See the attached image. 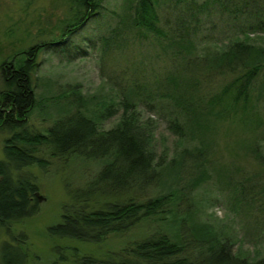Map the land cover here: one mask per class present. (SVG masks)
Instances as JSON below:
<instances>
[{
    "label": "rangeland",
    "instance_id": "obj_1",
    "mask_svg": "<svg viewBox=\"0 0 264 264\" xmlns=\"http://www.w3.org/2000/svg\"><path fill=\"white\" fill-rule=\"evenodd\" d=\"M95 1L101 15L76 29L70 27L73 33L68 35L64 30L73 22L69 0H0V100L6 69L18 66L32 48L40 47L30 80L36 107L28 126L33 130L45 132L67 116L73 95L81 98L76 106L82 112L96 116L102 113L100 102L119 104L130 83L154 80L155 85L172 75L178 88L182 80L188 82V76L196 77L200 92L186 95L178 89V98L194 96L200 100L196 107L211 114L201 121L186 120L182 137L171 127L176 118L171 103L160 105L155 100L160 106L145 102L138 107L141 121L150 125L159 165L151 188L136 197L143 202L173 195L174 201L164 214L99 244L54 238L48 230L60 224L65 209L73 205L70 194L87 189L106 160L74 154L53 158L44 148L40 156L49 166L25 170L39 186L40 211L14 224L10 233L27 236V264H77L83 257L115 259L132 244L160 234L185 245L184 256L190 259L205 257L213 263L215 256L202 257V249H208L211 242L206 241L215 238L228 241L239 262L264 264V70L249 98L240 99L233 117L220 113L228 101L213 105L214 111L211 106V97L234 79L233 73L215 65L217 59L235 42L253 48L251 63L259 58L257 51L264 49V0H151L159 19L156 27L165 33L162 36L130 29L129 16L138 0ZM123 19L128 20L127 29L119 28ZM186 20L189 24L182 25ZM173 29L188 34L181 40ZM106 39L112 41L106 44ZM1 110L6 109L0 106ZM121 115L122 109L104 117L102 130L114 128ZM7 137L0 133V161ZM195 180H200L197 185ZM129 197L133 196H96L89 204L94 211L106 210ZM9 240L10 235L0 230V252Z\"/></svg>",
    "mask_w": 264,
    "mask_h": 264
},
{
    "label": "trees",
    "instance_id": "obj_2",
    "mask_svg": "<svg viewBox=\"0 0 264 264\" xmlns=\"http://www.w3.org/2000/svg\"><path fill=\"white\" fill-rule=\"evenodd\" d=\"M69 2L72 5L73 22L64 30L68 35L73 33L72 29L81 27L85 21L102 13L101 6L95 0ZM133 10L134 13L129 16L133 20L132 24L123 19L119 22L120 29L121 27L127 29L128 23L130 29L141 28L156 32L160 36L165 35L162 29L156 27L159 19L151 0L136 1ZM188 24L186 20L182 25ZM119 30H114V33ZM173 33L181 40L188 34L177 29H173ZM110 41L112 39H106L105 42L108 44ZM39 49L41 48H32L25 61L21 60L18 66L4 70L5 89L1 94L0 106L6 110L5 113L0 111V133H7L8 137L4 141V159L0 161V230H5L10 235V240L2 246L0 264H27L29 261L27 236L10 233L14 224H19L40 211L37 196L39 186L25 170L30 166L40 168L49 166V161L40 156L44 148L48 149L49 156L53 158L74 154L87 159L106 160L102 172L87 189L70 194L73 205L65 209L62 222L48 230L49 235L54 238L99 244L110 235H124L143 220L164 214L174 201L173 195L151 198L143 202L136 197L139 191L151 188L159 165L156 163L157 151L148 127L150 125L141 121L138 107L145 102L154 103L153 108L163 105V102L171 103L173 106L170 108L174 110L172 115H176L171 127L182 137L186 135L187 125H183L186 120L190 121L191 117L192 120L201 121L203 117L208 119L211 114L210 111L203 113L196 107L200 100H194V96L178 98L177 91L180 89L186 95H191L192 92L194 94L195 91L200 92V84L195 80L196 77L188 76V82L182 80L178 88L172 75L168 80L165 78L166 81L162 83H159V80L158 89H155L157 83L155 85L152 83L154 80L144 84L130 83L131 88L121 94L119 104L100 102L102 113L100 111L96 116H87L82 112L77 107L81 98H75L73 95L69 102L70 110L65 113L67 116L55 121L45 132L33 130L28 126L29 116L36 107L30 80L31 74L37 69L34 58ZM252 50L248 44L235 42L232 48L215 62L218 68L223 71L226 68L234 75L230 84L221 88L218 95L211 97L212 108L213 105L228 101L226 107L220 110L221 114L226 113L228 117H233L234 109L239 105L241 98L242 100L249 98L256 78L264 70V49L257 51L259 58L251 63ZM169 80L172 83L168 84ZM155 100L162 103L158 105ZM168 108L166 106L167 110ZM120 109L122 115L117 125L110 130H102L101 122L104 117H112ZM214 110L213 108L212 111ZM216 114H219V110ZM186 160V155L182 156L180 169ZM199 181L195 180L194 183L197 185ZM112 195L133 197L112 204L106 210L91 209L89 202L96 199V196L102 198ZM206 242L211 244L208 249L206 247L202 249V257L212 253L215 256L213 263L205 260V257L200 259L185 257V245L172 241L166 234H160L132 244L115 259L83 257L77 264H246L239 262V258L233 255L228 241L213 238Z\"/></svg>",
    "mask_w": 264,
    "mask_h": 264
},
{
    "label": "water",
    "instance_id": "obj_3",
    "mask_svg": "<svg viewBox=\"0 0 264 264\" xmlns=\"http://www.w3.org/2000/svg\"><path fill=\"white\" fill-rule=\"evenodd\" d=\"M37 196H39V193H37Z\"/></svg>",
    "mask_w": 264,
    "mask_h": 264
}]
</instances>
